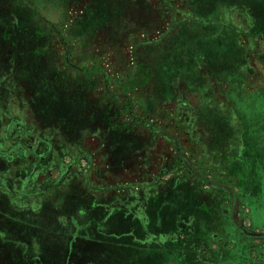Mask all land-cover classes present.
I'll use <instances>...</instances> for the list:
<instances>
[{"label": "rangeland", "instance_id": "obj_1", "mask_svg": "<svg viewBox=\"0 0 264 264\" xmlns=\"http://www.w3.org/2000/svg\"><path fill=\"white\" fill-rule=\"evenodd\" d=\"M0 160L24 213L100 195L163 240L192 181L264 192V0H0Z\"/></svg>", "mask_w": 264, "mask_h": 264}, {"label": "crops", "instance_id": "obj_2", "mask_svg": "<svg viewBox=\"0 0 264 264\" xmlns=\"http://www.w3.org/2000/svg\"><path fill=\"white\" fill-rule=\"evenodd\" d=\"M189 188L187 228L165 231L166 240L162 230L152 235L140 220L130 223L140 209L113 208L100 195L90 207L75 206L52 221L46 208L24 213L0 190V264H264V192L255 186L243 204L234 192L195 181Z\"/></svg>", "mask_w": 264, "mask_h": 264}]
</instances>
